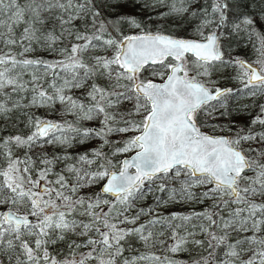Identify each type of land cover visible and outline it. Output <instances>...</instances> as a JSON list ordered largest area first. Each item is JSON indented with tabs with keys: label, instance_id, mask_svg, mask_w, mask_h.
<instances>
[{
	"label": "snow or ice",
	"instance_id": "snow-or-ice-1",
	"mask_svg": "<svg viewBox=\"0 0 264 264\" xmlns=\"http://www.w3.org/2000/svg\"><path fill=\"white\" fill-rule=\"evenodd\" d=\"M0 264H264V0H0Z\"/></svg>",
	"mask_w": 264,
	"mask_h": 264
},
{
	"label": "trees",
	"instance_id": "trees-1",
	"mask_svg": "<svg viewBox=\"0 0 264 264\" xmlns=\"http://www.w3.org/2000/svg\"><path fill=\"white\" fill-rule=\"evenodd\" d=\"M236 51H243V52H248L249 53V55H252V53L250 52V50L249 49H247V48H243V46H239V47H237L236 49H235ZM90 146V145H89ZM180 210H182V209H180L178 206H174V207H171L170 209H169V211H180ZM184 210H187V209H184Z\"/></svg>",
	"mask_w": 264,
	"mask_h": 264
}]
</instances>
